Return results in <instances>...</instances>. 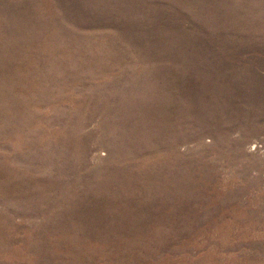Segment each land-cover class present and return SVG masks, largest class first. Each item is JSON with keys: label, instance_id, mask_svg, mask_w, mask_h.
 <instances>
[{"label": "rangeland", "instance_id": "374dc122", "mask_svg": "<svg viewBox=\"0 0 264 264\" xmlns=\"http://www.w3.org/2000/svg\"><path fill=\"white\" fill-rule=\"evenodd\" d=\"M0 264H264V0H0Z\"/></svg>", "mask_w": 264, "mask_h": 264}]
</instances>
